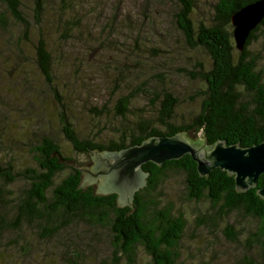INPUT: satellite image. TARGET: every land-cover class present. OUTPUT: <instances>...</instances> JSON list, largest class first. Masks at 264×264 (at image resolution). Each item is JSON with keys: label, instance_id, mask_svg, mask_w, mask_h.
I'll use <instances>...</instances> for the list:
<instances>
[{"label": "rangeland", "instance_id": "obj_1", "mask_svg": "<svg viewBox=\"0 0 264 264\" xmlns=\"http://www.w3.org/2000/svg\"><path fill=\"white\" fill-rule=\"evenodd\" d=\"M217 1L194 0L190 18L195 28L213 22ZM23 3L32 26L21 44L25 57L14 54L19 33L15 27L12 35L3 33L0 48V170L11 165L10 176H17L12 181L0 178V264H154L142 245L134 257L121 253L116 261L107 225L78 216L17 219L16 204L28 185V179L17 174L38 169L35 146L44 135L54 137L76 164L91 161L89 153L75 151L64 137L60 109L81 137L105 142L122 130L115 109L120 96H132L128 118L135 122L155 117L156 93L170 90L179 99L174 121L191 123L201 108L204 88L192 73L201 64L210 67L207 53L186 41L177 22L181 9L177 0H44L40 25L34 22L33 0ZM41 32L49 42L64 108L35 63L33 45ZM252 48L264 71V34ZM149 197L158 208L169 207L186 218L176 248L178 264H264L261 247L249 237L258 231V221L243 213L223 217L207 197L188 198L182 171L168 169ZM227 224L234 225L236 239L230 237Z\"/></svg>", "mask_w": 264, "mask_h": 264}, {"label": "trees", "instance_id": "obj_2", "mask_svg": "<svg viewBox=\"0 0 264 264\" xmlns=\"http://www.w3.org/2000/svg\"><path fill=\"white\" fill-rule=\"evenodd\" d=\"M177 1L181 3L177 22L186 41L192 47L204 49L211 63L210 67L201 64L202 67L192 73L193 77L204 82L198 114L189 124H177L174 117L179 99L172 91L165 90L161 95L156 93L154 104L158 106L155 117L130 122L128 113L132 96L123 95L115 105L122 130L117 138L100 142L81 137L64 109H60L62 132L75 151H121L154 136L189 130L202 132L203 142L207 145L225 140L228 144L240 143L248 147L264 141V71L260 67L259 56L252 48L259 35L264 34V19L250 32L242 51L236 48L231 21L234 12L255 0H218L213 22L210 25L201 22L197 28L190 18L194 0ZM0 6V48L3 33L12 35L11 28L15 27L19 33L16 36L17 52H13L18 58L25 57L21 44L23 39L29 38L32 26L24 13L23 0H0ZM32 9L34 22L40 25L44 0H33ZM33 51L36 66L47 88L55 98L58 97L60 106L64 108L54 81L52 52L42 32L33 45ZM34 155L38 169L25 168L17 174L28 179V185L16 204L17 219L51 220L78 216L107 225L116 261H119L121 253L134 257L136 248L142 245L154 264H178L176 248L183 238L186 218L182 213L175 215L169 207L158 208L149 197L158 188L165 172L172 168L184 173L188 198L201 200L207 197L219 208L223 217L243 213L256 219L258 231L250 232L249 237L259 244L264 256V199L258 194V189L264 186V173L260 175L257 186L239 191L235 175L216 167L202 176L190 154L167 160L162 165L148 161L142 165L147 173V184L136 191L131 204L120 205L116 192L101 194L95 192L93 185H81L82 170L67 163L69 157L63 154L54 137L42 136L35 146ZM67 168L70 171L56 181L57 176ZM11 172V165L8 169L1 168L0 178L14 180L17 176L11 177ZM2 195L0 189V197ZM225 228L232 232L230 237L236 239L234 225L227 224Z\"/></svg>", "mask_w": 264, "mask_h": 264}, {"label": "water", "instance_id": "obj_3", "mask_svg": "<svg viewBox=\"0 0 264 264\" xmlns=\"http://www.w3.org/2000/svg\"><path fill=\"white\" fill-rule=\"evenodd\" d=\"M263 19L264 0L250 2L232 14L233 36L239 51L244 50L250 32ZM89 154L91 161L88 164L78 165L73 160L67 163L82 170V186L92 184L95 192L101 194L116 192L120 205L131 204L136 191L147 184V173L142 165L148 161L162 165L167 160L190 154L202 176L216 167L235 175L239 191L257 186L260 175L264 173V141L248 147L240 143L228 144L225 140L207 145L203 142L202 132L154 136L121 151ZM111 157L114 162H109ZM98 178H101L99 183L96 182ZM258 194L264 199V186L258 189Z\"/></svg>", "mask_w": 264, "mask_h": 264}]
</instances>
